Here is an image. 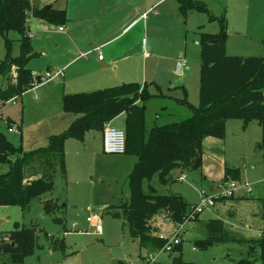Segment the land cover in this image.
I'll list each match as a JSON object with an SVG mask.
<instances>
[{
  "label": "rangeland",
  "instance_id": "374dc122",
  "mask_svg": "<svg viewBox=\"0 0 264 264\" xmlns=\"http://www.w3.org/2000/svg\"><path fill=\"white\" fill-rule=\"evenodd\" d=\"M190 1L202 5L205 10L190 9L184 17V29L180 30L178 37H175L176 33L171 31L169 26H163L162 22L158 23L162 29L153 30L152 40L159 48L158 56L174 55L177 50L183 54L178 60L186 65L185 74L175 79L182 86L180 88L182 98L185 97L189 104L196 107L199 104L200 73L198 31L218 34L221 31L220 20L223 19L227 55L262 57L264 0ZM65 3L66 0H29L30 8L38 10L48 7L59 9ZM181 19L179 18V23H182ZM167 20L172 23L171 18ZM44 22L47 23L34 18L31 10L27 12L25 34H29L28 32L36 34L31 40L33 50L38 48L46 37L40 27L45 24ZM152 23L155 21L149 15L148 27ZM45 26L53 28L49 23ZM55 28L57 29V26ZM19 38V34L13 31H8L4 36L0 34V61L4 59L6 53V41L10 42L12 54L14 56L19 54ZM50 55V52L46 56L38 55L28 63V67L33 68L36 74L39 73ZM156 61L165 63L162 59ZM133 71L134 67L128 72H123V76H133ZM136 75L131 77L135 79L121 81L116 86L127 83H138L142 86L139 70ZM169 80L168 77L161 79L158 84L161 92L167 93L168 88L172 86ZM62 84V79L40 85L34 84L33 88L25 91L14 103L3 105L0 108V133L13 145L21 144L24 151L46 147L51 135L62 133L75 119L74 115L65 114L62 110L61 96L64 93ZM4 85L5 81L0 77V88ZM36 88L38 90H35ZM98 89L104 88L89 91L80 89L76 93ZM179 111H185L187 117L180 115ZM175 115L177 117L173 118ZM190 115L191 112L186 106H178L175 102L161 98H152L146 104L145 126L151 128L154 125L179 122ZM9 122L20 126L21 132H8ZM108 124L115 129L124 130V115L117 116ZM260 140L261 127L256 121H249L246 124L241 120L226 122L222 139L223 163L228 168H238L240 171V181L232 184L237 188L234 193V197L237 198L219 199L214 206L206 207L197 214V218L185 222L184 232L180 237V256L185 264H264L263 249L258 243L264 224L262 218L264 175L259 150ZM64 152L65 174L62 175L57 170L50 193L31 200L26 210L19 206H0V233L6 234L14 230L15 224L19 228H36L33 253L26 256L23 264H118V262L127 264L141 260L148 253L159 252L160 250H154L151 246L146 249L140 248L138 242L129 237L124 220L114 218L108 209L117 207L120 211V204L128 199V175L135 158L104 154L102 134L97 130L86 131L82 139L67 138ZM7 168V165L0 164V174L6 172ZM246 184L248 185L245 186ZM148 186L157 195H178L193 206L201 202L203 192L208 197L218 193L220 182L218 178L205 180L199 167L173 169L164 184L153 176ZM46 201L52 203L53 210L50 213L44 211ZM210 219L221 220L224 233L235 241L213 244L206 249L197 246L195 242L203 240L207 235L204 224ZM178 226L179 224H174L160 215L151 221L155 239L172 236ZM61 242L63 247L60 246ZM175 256H178V253L161 252L156 263L172 264V258ZM242 260H246L247 263Z\"/></svg>",
  "mask_w": 264,
  "mask_h": 264
},
{
  "label": "trees",
  "instance_id": "16d2710c",
  "mask_svg": "<svg viewBox=\"0 0 264 264\" xmlns=\"http://www.w3.org/2000/svg\"><path fill=\"white\" fill-rule=\"evenodd\" d=\"M177 2L183 17L190 9L205 10L202 5L193 4L190 0ZM29 10L34 18L49 24L63 25L66 22L63 10L31 9L28 0H0V34L4 36L8 31H13L20 36L19 54L14 56L10 42L6 41V53L0 61V77L5 81V85L0 88L1 106L12 98H20L34 85L35 77L28 63L38 54L25 34ZM220 26L218 34L199 32V104L194 107L185 97L177 101L191 112L184 120L146 128V103L153 96L146 84L139 86L128 83L92 92L62 95L63 112L74 115L75 119L62 133L51 135L46 147L26 152L21 144L13 145L0 133V164L8 167L6 172L0 174V206H19L26 210L31 200L50 193L57 170L65 174L66 139H82L88 130L102 133L104 126L120 115H124L125 122L123 155L134 157L135 162L128 175V199L120 204V211L117 207L108 209L114 218L124 220L129 237L136 240L140 248L151 246L158 251L164 244L153 237L151 221L154 217L160 215L174 224H180L193 207L178 195H157L148 186L149 180L156 176L164 184L173 169L199 168L203 140L208 137L222 140L225 124L229 120H241L244 124L256 121L261 127L259 150L264 175V56L227 55L223 19L220 20ZM7 126L14 125L9 122ZM240 179L238 168L224 166L220 182H239ZM52 210V203L46 201L44 211L50 213ZM56 221L60 222L59 219ZM204 226L206 237L195 242L202 249L235 241L224 233L219 219L207 220ZM3 236L7 237L6 242L1 241ZM35 241V227L19 228L15 224L14 230L0 233V264H23L26 256L33 253ZM258 243L263 248V238ZM60 246L63 247L62 242ZM180 251L181 242L170 251L178 253L172 258V264H185ZM242 261L247 263L246 260Z\"/></svg>",
  "mask_w": 264,
  "mask_h": 264
},
{
  "label": "crops",
  "instance_id": "0c3cea01",
  "mask_svg": "<svg viewBox=\"0 0 264 264\" xmlns=\"http://www.w3.org/2000/svg\"><path fill=\"white\" fill-rule=\"evenodd\" d=\"M57 10L65 11L66 22L63 25L51 24L52 29L47 28L45 22L40 25L41 32L46 37L34 52L39 56H46L50 52L51 57L44 61L43 70L37 74L29 67L33 70L34 77L46 71L61 70L64 95L76 93L80 89L89 91L116 87L121 81L135 79L131 77H136L139 70L140 79L143 85L149 86L148 92L152 98H161L184 106L177 102L182 99V86L175 79L185 74L186 65L178 60L183 54L177 50L174 55L158 56L159 48L152 40L153 30L162 29L158 25L161 22L176 33L175 37L180 36L185 21L179 12L177 0H66L64 6ZM149 15L155 21L150 27L147 25ZM168 18L172 19V23L168 22ZM179 18H182V23H179ZM59 27L63 28L62 32L58 31ZM32 34L34 39L36 34ZM95 48H99L100 53L94 51ZM81 53L86 56L80 57ZM154 59H162L165 63ZM133 67V76H123V72H128ZM163 77H168L172 83L167 93L159 90L158 84ZM179 114L187 117L185 111H179ZM176 117L175 115L173 118ZM14 127L17 132L20 131V126ZM222 142L210 137L202 142L200 168L205 180L218 178L220 182L223 177L225 165ZM235 198L237 197H233ZM262 230L260 237L264 240V224ZM262 249L264 259V244Z\"/></svg>",
  "mask_w": 264,
  "mask_h": 264
},
{
  "label": "built area",
  "instance_id": "2783aa9c",
  "mask_svg": "<svg viewBox=\"0 0 264 264\" xmlns=\"http://www.w3.org/2000/svg\"><path fill=\"white\" fill-rule=\"evenodd\" d=\"M58 31L62 32L63 28L59 27ZM33 36L34 35L31 33L27 34V37L30 39H32ZM94 51L100 53L99 48H95ZM85 56L86 54L84 53L80 54V57H85ZM99 59H101L100 56H99ZM42 76H43V81L49 83V82L57 81L58 79L62 78L63 73L62 71H59V70L54 71V72L46 71L42 73ZM17 99H18L17 97L12 98L8 100L6 104L14 103ZM1 107L2 106L0 105V108ZM7 130L8 132L16 131L14 126H8ZM102 150H103V153L106 155H123L125 153V133L124 131L115 129L109 126V124L105 125L103 132H102ZM182 178L183 176L180 177V180ZM233 183L235 182H232V181L225 182V183L220 182V186L218 187V190H219L218 193L210 197H208L203 192L201 202L198 205H194L192 207L191 212L183 220V222L179 224L174 234L170 237H159V239L164 242L159 252H157L156 254L148 253L147 255H145V257L142 260H138L136 262H128L127 264H154L156 263V259L161 252H164V251L170 252L175 245L180 243V237H181V234L184 232V224L186 221H189L193 219L195 215L200 214L204 208L214 206L215 202L218 201L219 199H223V198L229 199V198L234 197V193L237 191V188L232 185ZM247 185L248 184H246L245 186ZM245 186H241V187L244 188ZM248 192H250L249 189H248ZM74 226L75 225H73V227ZM97 231H99V227L97 228ZM48 237H51V236L48 235ZM1 241L6 242L7 237L6 236L1 237Z\"/></svg>",
  "mask_w": 264,
  "mask_h": 264
},
{
  "label": "water",
  "instance_id": "95a60500",
  "mask_svg": "<svg viewBox=\"0 0 264 264\" xmlns=\"http://www.w3.org/2000/svg\"><path fill=\"white\" fill-rule=\"evenodd\" d=\"M50 9H51V7L46 8V10H50ZM42 82H43V76H42V75H38V76H36V77L34 78V83H35V84L39 85V84H41Z\"/></svg>",
  "mask_w": 264,
  "mask_h": 264
}]
</instances>
